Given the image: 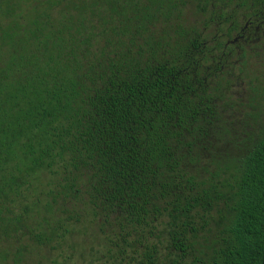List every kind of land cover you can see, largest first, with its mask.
<instances>
[{
  "label": "trees",
  "instance_id": "trees-1",
  "mask_svg": "<svg viewBox=\"0 0 264 264\" xmlns=\"http://www.w3.org/2000/svg\"><path fill=\"white\" fill-rule=\"evenodd\" d=\"M262 17L0 0V264H68L84 215L106 264H264V44H228Z\"/></svg>",
  "mask_w": 264,
  "mask_h": 264
},
{
  "label": "rangeland",
  "instance_id": "rangeland-1",
  "mask_svg": "<svg viewBox=\"0 0 264 264\" xmlns=\"http://www.w3.org/2000/svg\"><path fill=\"white\" fill-rule=\"evenodd\" d=\"M194 9L195 6L192 4V1H189L188 9L186 10L189 23H194L197 19ZM239 89L241 91L243 90L242 88H237L238 91ZM89 218L90 220L88 221ZM91 219H93V222L95 223L94 218L84 215L82 216L81 223L71 225L72 233H70V237L67 238L69 245H65L64 247L67 249V256H71V262H68V264H88L82 261L84 256L89 260L90 257H87L88 255L104 256V261L98 262L99 264H106L107 260L105 259V254L107 253V250L104 246L106 244L103 241V236L100 237L99 233H96L97 235L94 234L95 230H93L94 225L90 223ZM52 244L56 245L57 239L56 241H52ZM37 254H40V252H37ZM36 261L37 264H39L38 258H36ZM10 264H13V262Z\"/></svg>",
  "mask_w": 264,
  "mask_h": 264
},
{
  "label": "flooded vegetation",
  "instance_id": "flooded-vegetation-1",
  "mask_svg": "<svg viewBox=\"0 0 264 264\" xmlns=\"http://www.w3.org/2000/svg\"><path fill=\"white\" fill-rule=\"evenodd\" d=\"M228 44L238 45L236 47L241 51L257 50V46L264 44V17L247 22L240 32L235 34L234 40L228 41Z\"/></svg>",
  "mask_w": 264,
  "mask_h": 264
}]
</instances>
